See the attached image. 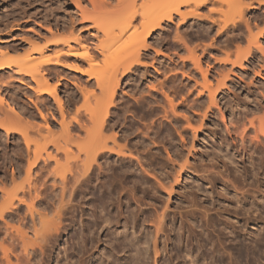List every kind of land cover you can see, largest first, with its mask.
Here are the masks:
<instances>
[{
	"label": "rangeland",
	"instance_id": "rangeland-1",
	"mask_svg": "<svg viewBox=\"0 0 264 264\" xmlns=\"http://www.w3.org/2000/svg\"><path fill=\"white\" fill-rule=\"evenodd\" d=\"M54 1L56 2L51 3L49 0H13L7 4L5 0H0V42L3 41V43L0 44V47L2 49L5 44H8L6 51L5 47L4 50H2L8 54H4V52L1 53V51L0 53L5 56L8 55V57L10 56L14 61L21 60L26 55L31 54V57L33 58L31 64L36 67L38 66L37 64H40L43 60L54 58L59 53L67 51V45L64 44L65 38L81 34V36L84 35V38L87 37L85 39H88L89 42L86 40L84 41L88 44L90 43V46L98 56V64L95 67H91V65H88L89 63L87 64L86 62L78 63L76 61L77 58L72 56L65 61L64 66L44 65L50 75L48 83L55 88V97L62 99V109L64 110L63 115L61 112L62 110L60 109L61 107L57 100L54 99L55 94H53V96H50V94H44L42 96L35 92V88H37L38 85H36L37 83L31 79L32 77L20 74L16 66H11L10 68L0 71V100L10 99L11 101V98H13V101H15V103L17 102L18 106H20V104L22 105L20 107H23L22 109L24 110V113L26 112V117L28 116V119L30 117L29 120L31 121V124L32 122H35L32 124V127L36 125L35 128H33L34 131H32V127L31 129L28 127V133L31 134L29 136L35 142L33 143L31 140L32 144H30L29 151L27 145H25L23 141L24 139L19 133L7 134L0 129V264H98L99 261L103 260L102 258L105 256L103 253H107L110 249L109 247H117V250L116 248L114 249L116 250L115 253H117L110 257L112 264L124 263V257L127 258L126 264H192L191 261L193 259V261L197 260L195 262L196 264H239V262L240 264H264V239H262L260 235L261 232L263 233L262 228L264 227V198H254V195H258L257 190L259 184H261L260 187L264 189V176H262V174L264 175V166L262 165V162L264 164V147L262 148L261 145L263 143L258 141V143L260 142V144H258L255 141V147H257V145L260 147H258L257 151L263 150V154L260 152L262 156H257L259 153H256L254 160L255 167L251 166L248 159L245 161L240 160L243 159L242 154L239 153L240 149L236 151L239 147L238 145H235L234 141H231L232 138H230L227 129L230 128L232 130L233 128L231 127L230 120H232L233 123L236 122V125L239 124L240 127L241 124L237 122L242 121L243 117H245L243 119L246 120L244 121V126L246 125L247 128L249 125L248 121L251 119L255 120L256 118V122H258L260 118L264 119V57L263 54L259 52V49L257 51V48L252 47V54L248 59L249 62H246L245 68L233 66L231 63L222 66V64L217 62V59H226L228 56L229 60L232 62L244 58L249 48L253 46L254 39L256 38L260 37L258 39L260 41L258 42L261 45H264V30H262L264 29V3H259V0H239L241 2V7L238 0H221L219 2L218 0H215L212 4L209 3L201 10L202 12L204 11L203 13L209 15V18L207 15V18L202 20L190 17L188 27L185 31L182 30V32H185H183L184 34L182 35H185L188 39L189 48L186 49L179 47L180 43L174 38V36H176L175 26L172 27L170 33L164 28V30H159L153 36L154 38L149 40V46L151 47L148 52L141 51L142 53L145 52L149 54L145 56L144 54L142 55L141 59L143 64L135 65L131 71L121 77V82L114 98L115 100L112 105H109V108H111L107 117L108 123L106 124L108 125L100 128L102 123L99 118L104 114H101L100 112H102L103 107L105 108V104L107 107V104L110 101V97L108 96L109 99H107L108 94L104 89V84L106 83L104 79L106 76H109V73L112 74V72H117L118 75L121 74L118 73V71L121 72L123 69L121 63L124 61L123 59H125L126 55L132 51V47L130 48L132 32L127 33L113 45L116 53L114 52V54L109 56V59L111 60L109 64L108 61H106L108 58L104 60L105 56L102 57L103 55L99 54L100 51L97 50V46L100 44V41L105 39V36L97 31L95 24L91 19H83L72 0ZM84 1L83 8L90 9L92 7L90 3L87 0ZM111 1L115 5L116 0ZM244 1L256 5L257 8L254 7L252 9H247V3ZM111 5L109 6L111 7ZM236 7L240 10H244H239L240 12H237ZM241 12L242 14H245L239 16V13ZM238 16L241 17V19ZM210 17L212 18L210 19ZM233 18L237 21L235 24L233 23ZM245 18L247 20L250 18L249 23H252L251 26L254 27L250 26L252 32L246 27V23L243 22L246 20ZM242 19L243 21H241ZM111 23L112 21L109 22V24ZM136 28H138L139 31L141 30L140 19L136 22ZM247 30L253 34V36ZM260 30H262V34L259 33ZM116 31H118V29ZM237 34L240 35L238 36ZM255 34L259 36H256ZM72 44L75 46V43ZM41 47L43 48L42 53L37 51V48L42 49ZM157 50H161L166 55H158ZM192 50H195L196 54L199 55L204 68H210L212 70L216 69V72L213 70L214 74L210 77L209 81V85L211 84L210 86H213L214 88L217 86V83H219V80L221 79L220 73L223 74V70H235L234 76H232L234 82L227 80L228 89H224L226 92L225 95H220L218 97L220 109H217L219 108L217 106L216 110L218 111L215 112L210 121L206 122L203 126L207 133L203 132L204 135H200V138L202 137L201 140L199 139V142L198 140H195L194 143L191 134L190 138H188V117L193 115V110L189 109L188 106V97L190 95L188 90H193L191 87L194 85V80H189L186 75L190 70H195L193 69L194 66L192 60H188ZM111 56L115 58L112 60ZM180 56L181 59L184 57L186 58L184 60L185 62L179 59ZM156 58H158V61L155 60ZM173 60L176 64L178 62L177 65L179 66L175 65L176 68L174 66L166 68L168 71L166 70L164 75L161 74L160 72L165 69V67L162 66L163 63L167 64ZM153 65L160 69L159 72L155 70ZM75 67L80 68L81 72H79V69L74 70L73 68ZM171 68H173L174 71L169 70ZM258 71L262 77H260ZM92 72H96V76L95 74L90 76V73ZM182 72L186 74H182ZM196 74V80L200 83L203 82L199 73ZM20 79L23 83L19 81ZM160 82L164 83L163 86L160 85ZM199 88H201V86ZM164 94H168L174 99L176 113L168 112L169 106ZM195 94H197L196 90H194L192 97H195ZM98 100H100V106L96 103L99 102ZM235 100L241 104L240 107L243 109L238 108V110H236V108L234 111L232 110L231 104H233ZM5 104L6 103L2 105V103H0L1 108L4 106L0 112V119L2 120L9 112V110H7L8 106L6 107ZM35 104L39 106H35ZM93 107L94 109H92ZM165 109H168L167 112L169 114ZM40 110L43 114L47 115L46 117L48 118L51 130L56 134L54 137L56 136L58 139L61 137L63 140H60L61 143H63L64 146L67 143L64 149L68 147L71 151L69 149L58 150L60 152L56 151L57 148L50 142L52 137H46L48 131H46L47 128H45V126L43 127V124H45L44 120H42L43 118L37 116ZM92 110L97 111L96 116L98 114V118L95 116V112L93 114ZM239 112L242 113V117ZM99 114L101 115L99 116ZM167 115H169V117ZM63 116H65L66 120H69L66 122L71 121V127L73 129L70 128V130L74 134H71L73 139L71 136L65 137V134H63V129L60 126L61 124H59ZM75 117L78 118L77 120L79 121L78 123L80 126L76 123ZM238 117L241 119H238ZM92 120L96 121V124L95 122H92ZM97 120H99L98 123ZM192 123L193 125L195 123V126L199 125V121H194ZM93 125H95V127H93ZM96 125L99 126L100 129H98ZM242 126L239 128L240 130ZM249 127L250 125L248 128ZM37 128L38 131L41 132L40 135L44 134L46 138L50 139V141H47L49 145L44 142V139L45 141L48 139L42 135L40 136L37 133L38 131L35 133V129L37 130ZM93 128L96 129L93 131ZM213 128H216L214 131V138L212 137L214 134L209 136L211 134L208 133L213 131ZM102 130H104V132ZM98 131H102V136L104 134V138L110 140L107 141L110 146L113 144L111 143V138L115 134L117 142L122 147H126L125 150L129 149V154L128 156L121 158L116 156V153L111 156L109 155L110 153H106L107 156H101L100 160L98 159L99 161L96 162L101 163V167L94 163L93 165L96 166V170L94 166L91 169H94L95 172H92L90 169V171H88L89 173L87 172V175H85L87 181H85L86 179L84 176L85 183L82 180L84 183L82 184L81 176H78L82 173L80 172V169L83 170V168L77 164V162L81 163V161H78L77 159H79V157H81V159L86 158L84 156H86L85 148H88L86 147L87 142H91V145L88 144L91 146L90 148H92V145L94 147L102 142L97 137L99 133ZM189 131H191V129H189ZM249 133V135L252 136L251 134H253L254 131H250ZM58 134H61L60 137ZM254 135L255 133L253 136ZM220 136L226 140L223 141L224 139ZM75 137L77 139H75ZM17 138L19 141L22 140L19 144ZM65 138H70L69 141L72 142V144L68 143V140H65ZM227 138L229 143H227ZM74 140L76 141L73 143ZM78 140L80 142L77 145L76 142ZM65 141L66 143H64ZM44 143L48 145L46 150L50 154L52 152L51 155L52 157L54 156L53 158H48L50 160L47 159L48 156L46 155L49 153H46L45 147H43L45 146L43 145ZM81 144H85L84 153L80 151L82 149H80ZM217 144H228L227 147L229 146V148L225 146V149L232 148L231 153H236L237 157L239 155L241 156H239L238 159L242 166H240V168L237 167L238 171L231 174L230 171L233 165L229 164L227 170L225 166L221 164L223 167L220 165V167H217L218 169L215 168L214 170L215 172L217 171V176L219 178L211 183L212 185L209 184L210 182L202 179V173V175L199 174L197 177L194 175L193 177H188V167L185 170L178 172L180 170L179 165L183 163L185 158H188L189 149L194 153V155L192 153L189 157L190 163L195 162L193 159L195 156L198 157V162H200V160L202 161L200 158L206 153V151L208 149L211 150L212 147L215 145L217 146ZM239 146L241 147L240 141ZM65 151L68 153L65 154ZM69 152L71 154L70 157L68 156ZM39 153L43 157L46 156V158H43L42 156L41 158L39 155L40 159H38L39 161L37 160L38 165L36 164L33 167V171L30 174L31 178H28V175L26 177L27 173H25L28 158L31 156L35 157V155ZM131 153H133L134 157ZM256 157H262V159L257 158L256 160ZM31 159L33 160V158H30V160ZM44 159H47V166ZM126 159L129 160L126 161ZM206 160L202 163L206 164ZM19 163L20 165L23 164L21 165L22 167ZM75 164L80 168H76V170H80H77V173L80 172L77 176L80 180L78 179V185L76 184L77 186H74L76 190L72 188L73 184H75L73 181L76 180L73 179L76 167ZM257 164H259L260 166H258L261 168H258ZM59 165H62L63 167ZM246 165L254 167V170L250 168L252 171H248L250 174L242 169ZM68 166H71L70 168L72 170H70ZM59 167L65 169L61 172ZM68 168L72 171L71 173ZM19 169L20 174L18 172ZM259 169H261V171ZM51 170H53V174ZM112 170H115L116 172L114 177H111ZM62 173H65L67 181L68 179L73 180L72 184L69 183L72 187L69 185L68 188H71L68 189V192L72 189L74 191H72V193L69 192V194L67 192V194L70 195V197L68 195L66 196V200H68L69 204L66 201L67 204L64 203L63 205H60V200L58 201V197L56 196V198L55 195H60L61 186L59 185L60 182L55 184V180L56 182L62 181ZM178 173H181L179 181L173 182L174 176H177ZM220 173L224 174V176ZM205 174L206 173H204V175ZM60 175L61 177L59 178ZM89 175L90 178H88ZM27 178L30 179L31 182L35 181L37 186L39 185L38 188H40L41 193L44 194H42L43 196L41 195L38 199L36 196L35 198L33 196V199L31 197L33 191L30 192L31 196L29 197L27 194L29 190L27 191V189H29L28 187H30L29 184L31 182L28 184L29 180L27 181ZM260 179H262V181ZM161 183L163 185L166 184L164 186L166 188H164ZM170 183H173V191L171 194H169L168 190L170 187H167L171 185ZM196 183L202 184L201 187L203 189L201 188L200 191L204 194L198 192L201 194L195 195V193H193L195 192V189H197V187L195 188L197 185ZM54 184L55 186H53ZM22 185H24V187ZM103 186L106 188L108 186V188L106 189ZM21 187L27 189L23 191V188ZM152 187L159 189H156V191L152 189ZM18 188L21 189L18 190ZM58 188L60 189L58 190ZM254 190H256V192ZM15 191L18 193L15 194ZM22 191L26 192L28 196H23V194H21ZM43 191L50 193H47L49 196ZM50 191H56V194L54 193V195ZM243 193L247 194L248 197L250 196L247 198L248 205L255 203V208H259L260 206L262 208L260 207V210H257L258 212H252L250 209H241V203L236 201L237 198L235 196V198L233 197V201L229 202L227 200L228 195L239 194L241 197ZM26 194L24 193V195ZM192 195L196 198V201ZM22 197H24V199H21ZM188 197L191 200L188 199ZM197 197H201V201ZM194 201L198 206L193 203ZM28 203L34 205L33 210L28 211L29 208L31 209L33 207L29 206L30 204L28 205ZM60 206L64 207L62 208ZM59 210L61 212H59ZM164 210L167 211L168 218H164L165 229L163 233H167H162V238H160L159 243H157L159 249L156 248L155 251L153 250V243L156 229L153 219ZM58 212L61 213L59 215L62 217V219H60L62 220V224L59 226L61 227L60 230H53L54 226L52 223L48 224L49 230L51 229L50 225L52 226V232L44 227L46 225L43 224L44 226L42 227V220H46V222L48 221L47 223L52 222L51 220L58 215ZM1 214H3V216ZM126 218H129V220H127L128 224H126ZM147 218H150L149 221ZM99 219L100 223L103 222L101 226L100 223L98 225ZM109 219L110 221L114 219V221L110 222L109 227H104L106 226L104 224ZM101 220H105L106 222ZM117 220L119 223L116 222ZM132 221L136 222L135 225L134 222L132 224ZM94 223L97 224L94 225ZM107 223L109 224V221ZM111 223H114V225ZM127 226L129 227L128 229ZM225 227H228L229 229L227 228L228 230L226 231ZM39 228L46 229V234L50 233L47 235L49 237L46 235L47 238L44 237L43 232L45 231L42 229L40 232ZM230 231L232 232L227 236V233ZM40 233L43 235L44 240ZM119 233H123L124 237L128 233V237L132 236L131 239H135V237L142 235L143 237L145 236V239L142 238L143 240L140 244L139 257L136 256L137 250L135 246L131 245L128 240H125L126 242H121L123 239L119 240L120 242L118 241L117 237L119 236ZM222 235L227 236L226 241H224V246L222 245ZM90 236H93L92 239L95 241H93ZM45 238L47 239V242H42V240L45 241ZM23 239L26 241L31 239V242L29 241V244H27ZM218 239H222V242H219L220 240ZM145 240L147 242H145ZM122 245L126 247L124 248ZM32 248L36 252H34ZM120 249L122 250L120 251ZM28 251H30L31 255H28ZM157 252H159L158 255ZM186 254H189V256H186ZM222 258H224L225 263L222 261Z\"/></svg>",
	"mask_w": 264,
	"mask_h": 264
},
{
	"label": "bare ground",
	"instance_id": "bare-ground-1",
	"mask_svg": "<svg viewBox=\"0 0 264 264\" xmlns=\"http://www.w3.org/2000/svg\"><path fill=\"white\" fill-rule=\"evenodd\" d=\"M2 1H4V0H2ZM10 1H13V0H5V2L8 4ZM51 3H54V2H56V1H54V0H49ZM89 3H90V5L92 6L90 9H86V8H83V5H84V3H85V1L84 0H72V2H73V4L77 7V9H78V11H79V13L81 14V17L83 18V19H86V18H90L91 19V21L95 24V28L97 29V31L98 32H101L104 36H105V39L104 40H102V41H100V44L97 46V50H99L100 52H99V54H101V55H103L102 57H104L105 56V58H104V60L105 59H109V56L111 55V54H114V52L116 53V50H115V48H113L114 46V44L117 42V41H119L121 38H123L127 33H129V32H132V34H131V38H130V48L132 47V51L130 52V53H128L127 55H126V57H125V59H123L124 61L121 63V65H122V71L120 72V71H118V73H121L120 75H118L117 74V72L116 73H113L112 72V74L111 73H109V76L107 77L106 76V78L104 79L105 80V84H104V89H105V92L108 94L107 95V97L109 96L110 97V101H109V103L107 104V107H106V104H105V108L103 107V109L105 110H103L102 108V112H100L101 114H103V116H101V118H99V120L101 119V126H100V128H102V127H104V126H106V125H108V124H106V123H108L107 122V117H108V113H110L109 112V110H110V108H109V105H112L113 104V102H114V98H115V95H116V92H117V88L119 87V85H120V82H121V77H123V76H125L129 71H131L134 67H135V65H138V64H143V61H142V59H141V57H142V55L144 54V56L145 55H147L148 53H145V52H148V50L150 49V47L151 46H149V40L150 39H152V38H154L153 36L159 31V30H164V29H167V31L170 33V30L172 29V27L173 26H175L176 27V36H174V38H176L177 39V41L180 43V46L179 47H181V48H189L188 47V39H187V37L185 36V35H182V34H184L185 32V30H186V28L188 27V21H189V19H190V17H194L195 19H197V20H202V19H204V18H207V16H208V18H209V15H207V14H205V13H203L201 10H202V8L203 7H205V6H207L209 3H213V2H215V0H116L115 2V5H114V3L111 1V0H87ZM219 1H221V0H218V2ZM224 1V0H223ZM226 1H228V0H226ZM251 1V0H250ZM257 1V0H256ZM238 2H240L239 0H238ZM245 2V1H244ZM259 3H264V1L262 0H259L258 1ZM113 3V4H112ZM222 3H224V2H222ZM230 3V2H229ZM243 3V2H242ZM245 3H247V1L245 2ZM62 4V3H61ZM112 4V5H111ZM63 5V4H62ZM109 5H111V7L109 6ZM242 5H244V4H242ZM246 5V4H245ZM59 6V5H58ZM109 6V7H108ZM247 9H252V8H254V7H256V5H253V4H250V3H247ZM57 7V6H56ZM85 7V6H84ZM240 7H241V2H240ZM243 7V6H242ZM59 8V7H58ZM257 8V7H256ZM236 10H237V12L240 10L238 7H236ZM241 10H244V9H241ZM240 10V11H241ZM212 11H214V10H212ZM239 11V12H240ZM244 13V12H243ZM240 15L239 16H243L244 14H242V12L241 13H239ZM242 14V15H241ZM248 14V13H247ZM207 15V16H206ZM257 15V14H256ZM238 16V17H239ZM245 17V16H244ZM257 17V16H256ZM212 17H210V19H211ZM240 19H241V17H239ZM253 18V17H252ZM259 18V17H258ZM138 19H140V21H141V30L139 31V29L138 28H136V22H137V20ZM244 19V18H243ZM243 19L241 20V21H243ZM246 19V18H245ZM250 19V18H249ZM249 19L247 20H245V21H243V22H245L246 23V27H248V29H249V31L250 32H252L251 30H252V28H251V30H250V26H251V24L252 23H249L250 21H249ZM112 21V23L111 24H109V22H111ZM114 22V23H113ZM237 21H236V19L235 18H233V23L235 24ZM252 22V21H251ZM113 24V25H112ZM250 24V25H249ZM257 24V23H256ZM258 26V25H257ZM251 27H253V26H251ZM259 27V26H258ZM257 27V28H258ZM164 28V29H163ZM254 28V27H253ZM118 29V31H116ZM75 30V29H74ZM131 30H133V31H131ZM182 30H184L183 32H182ZM236 30V29H235ZM262 30H264V29H262ZM262 30H260L259 31V33L260 34H262L263 32H262ZM248 31V30H247ZM248 31V32H249ZM182 32V33H181ZM236 32H238V31H236ZM249 32V33H250ZM239 33H240V31H239ZM258 33V32H257ZM258 33V34H259ZM236 34V33H235ZM251 34V33H250ZM259 34V35H260ZM78 36H73V37H67V38H65L64 39V44H66L67 45V51H65V52H61V53H59L56 57H54V58H47L46 60H43L40 64H37L38 66H36V67H34V66H32V61H33V58L31 57L32 55L31 54H28V55H26L24 58H22L21 60H16V61H14V59L12 60V58H10V56L8 57V55H4V54H8V53H5L4 51H2V50H4V47H5V51H6V48H8V44L5 46L4 45V47L1 49V47H0V51H1V53L2 52H4V54H1V58H0V71L1 70H3V69H6V68H10L11 66H16L17 67V70H18V72L20 73V74H25V75H27V76H30V77H32L31 79H33L34 80V82H36L37 84L36 85H38L37 86V88H35V92L37 93V94H39V95H44V94H50V96L52 95L53 96V94H55L54 95V99H56L57 100V102H58V104H59V106L61 107L60 109L62 110L61 112H62V115H63V103H62V99H60V98H58V97H55L56 96V92H55V88L54 87H52V86H50V84L48 83L49 82V80H50V75L48 74V70H46L45 68L46 67H44V65H46V66H50V65H57V66H64L65 64V61L69 58V57H72V56H75V58H77L76 59V61L78 62V63H82V62H86L88 65H91V67H95L97 64H98V56L96 55V53L94 52V50L92 49V47L90 46V43L88 44V43H86V41H88V39L86 40L85 38H87V37H83V36H81V34H77ZM170 35V34H169ZM238 35V34H237ZM240 35V34H239ZM238 35V36H239ZM244 35V34H243ZM252 36H253V34H251ZM250 35V36H251ZM256 35V34H255ZM259 35H256V36H259ZM167 36H168V34H167ZM255 36V37H256ZM260 38V37H259ZM259 38H256V39H254L255 41L253 42L254 44H253V46H251L250 48H249V50L247 51V53L245 54V56H244V58H241V59H238V60H236V61H231V60H229V56L226 58V59H222V60H219V59H217V62L219 63V64H222V66L223 65H226L227 63H231L233 66H239L240 68H245V64H246V62H249L248 61V59H249V57H250V55L252 54V47H255V48H257V51H258V49L260 50L259 52H261L262 54H263V57H264V45H261L258 41H260V40H258ZM61 39V38H60ZM62 40V39H61ZM84 40H86V41H84ZM239 40V39H238ZM241 40H243V39H241ZM240 40V41H241ZM264 40V39H263ZM89 42V41H88ZM1 43H3V41H1L0 42V44ZM63 43V42H62ZM72 43H75V46H73V44ZM213 44V43H212ZM2 46V45H1ZM9 46H11V45H9ZM210 46H211V44H210ZM213 46V45H212ZM42 48V47H41ZM129 48V49H130ZM205 49V48H204ZM203 49V50H204ZM208 49V48H207ZM42 50H43V48L42 49H39V48H37V51H40V53H42ZM206 50V49H205ZM7 51H8V49H7ZM36 51V50H35ZM61 51H63V50H61ZM141 51H145V52H141ZM203 52H205V51H203ZM210 53V52H209ZM157 54L158 55H166V54H164L161 50H157ZM259 54V53H258ZM3 55V56H2ZM149 55V54H148ZM208 55V54H207ZM211 55V54H210ZM5 57V58H4ZM211 57V56H210ZM7 58V59H6ZM111 58H112V60L115 58V57H113V56H111ZM261 58V57H260ZM106 60V61H108V63L111 61L110 59L109 60ZM169 59H171V58H169ZM179 59H181V56H180V58ZM186 58L184 57V58H182L181 60H183V62H185L184 60H185ZM251 59V58H250ZM155 60H157L158 61V58H156ZM176 60V59H175ZM188 60H192V62H193V66H194V68L193 69H195V70H190L189 72H188V74H186V73H183L182 72V74H186L187 75V77H188V79L189 80H194V85H192V84H190V85H192V87L191 88H193V90H188L189 91V97H188V106H189V109H192L193 110V115L192 116H189L188 117V128L189 129H191V131H189V129H188V138H190V134H191V136H192V139H193V143H194V141L195 140H198V142H199V139L201 140V138H200V135L201 134H203V132H206L205 131V127H203L205 124H206V122H209L210 121V119H211V117L215 114V112H217L218 110H216V108H217V106L219 107L220 105V103H218L219 101H218V97L220 96V95H225V90L224 89H226L227 88V86H228V84H227V80H229V81H231V82H234V78H232V76H234V71L235 70H226V71H224L222 68V70H223V74L222 73H220L221 74V79L219 80V83H217V86L214 88L213 86H210L209 85V81H210V77H212L213 76V72L216 70V69H210V68H204L203 66H202V63H201V58L199 57V55L198 54H196V51L195 50H192L191 51V53H190V55H189V57H188ZM216 60V59H215ZM263 60V59H262ZM231 61V62H230ZM182 62V63H183ZM257 62V61H256ZM78 63H77V65H78ZM160 63V62H159ZM30 64H31V67H30ZM106 64V63H105ZM110 64V63H109ZM177 64H178V62H177ZM176 64V62L173 60L172 62H170V63H163V67H165V69L162 71V72H160L161 74H165L166 73V70L168 71V69H166V68H169V67H171V66H174L175 68H176V66L175 65H177ZM180 64V63H179ZM184 64V63H183ZM219 64H217V65H219ZM259 64V63H258ZM261 64V63H260ZM76 65V64H75ZM106 65H108V64H106ZM159 65V64H158ZM70 66V65H69ZM68 66V67H69ZM72 66V65H71ZM177 66H179V65H177ZM185 66V65H184ZM220 66V65H219ZM219 66H218V68H219ZM34 67V68H33ZM73 67V66H72ZM153 67L155 68V70H157L158 72H159V70L160 69H158L155 65H153ZM182 67V66H181ZM226 67V66H225ZM256 67V66H255ZM258 67V66H257ZM224 68V67H223ZM227 68V67H226ZM225 68V69H226ZM259 68H261V67H259ZM72 69V68H71ZM74 70H80V68H78V67H75V68H73ZM46 70V71H45ZM169 70H173V68H171V69H169ZM219 70V69H218ZM174 71V70H173ZM172 71V72H173ZM185 71V70H184ZM79 72H81V70L79 71ZM216 72V71H215ZM222 72V71H221ZM256 72V71H255ZM262 72V71H261ZM96 73V72H95ZM95 73H90V76H92V74H95ZM175 73V72H174ZM177 73V72H176ZM196 73H199V75L202 77V80H203V82H198L197 80H196ZM218 73H219V71H218ZM258 73H259V71H258ZM241 74V73H240ZM257 74V73H256ZM260 74V73H259ZM49 75V76H48ZM243 75V74H242ZM245 75V74H244ZM95 76H96V74H95ZM241 76V75H240ZM260 77H262L261 76V74H260ZM240 78V77H239ZM20 82H22L23 83V81L20 79L19 80ZM236 81V80H235ZM190 82V81H189ZM230 83V82H229ZM163 84L164 83H161L160 82V85H162L163 86ZM254 85V84H253ZM161 86V87H162ZM165 86V85H164ZM201 86V88H199ZM160 87V88H161ZM163 88V87H162ZM165 88V87H164ZM191 88H189V89H191ZM234 88V87H233ZM228 89V88H227ZM230 89V88H229ZM157 90V89H156ZM161 90H163V89H161ZM194 90H196L197 91V94H195V97H192L193 96V94H194ZM13 93H15V92H13ZM151 93V92H150ZM234 94V93H233ZM164 96L166 97V100H167V104H168V109H169V111L168 112H171V113H176V105H175V103H174V99L172 98V97H170L168 94H164ZM222 96V97H223ZM109 97L107 98V99H109ZM3 98V97H2ZM15 98V97H14ZM17 98V97H16ZM224 98V97H223ZM231 98V97H230ZM12 100L10 101V99H1L0 100V103H2V105L4 104V103H6L5 104V106L7 107L8 106V108H7V110H9V112L6 114V116H2L4 119L2 120V119H0V129L1 130H3V131H5L7 134H10V133H19L21 136H22V138L24 139L23 141H24V143H25V145H27V149H28V151H29V149H30V144H32V142L33 143H35L31 138H30V136L29 135H31L30 133H28V130H29V128L31 129V127H32V124H34L33 122H32V124H31V121L29 120L30 119V117H29V119L26 117V112L24 113V110L22 109L23 107H20V106H22L21 104H20V106H18L17 105V102L15 103V101H13L14 99L13 98H11ZM221 99V98H220ZM226 99V98H225ZM225 99H224V101H225ZM222 100V99H221ZM258 100V99H257ZM99 102H96V103H98V106H100L99 104H100V100H98ZM191 101V102H190ZM222 102V101H221ZM228 102V101H227ZM230 102V101H229ZM246 102V101H245ZM258 102H260V101H258ZM36 103V102H35ZM72 103V102H71ZM250 104V103H249ZM34 105V104H33ZM37 104H35V106H36ZM96 105V104H95ZM102 105V104H101ZM37 106H39V105H37ZM97 106V107H98ZM231 106H232V110L234 111V109H236V110H238V108H241L240 106H241V104L238 102V101H234L233 102V104H231ZM96 107V108H97ZM2 108H4V106L2 107ZM2 108H1V106H0V112L2 111ZM92 109H94V107L92 108ZM101 109H100V111H101ZM167 109V110H168ZM217 109H220V107L219 108H217ZM230 109H231V107H230ZM241 109H243V108H241ZM37 110V109H36ZM95 110H97V109H95ZM167 110L165 109V111L167 112ZM26 111V110H25ZM38 111V110H37ZM98 111H99V109H98ZM241 111V110H240ZM6 112V111H5ZM92 112H93V114H94V112H95V116H96V112L97 111H94V110H92ZM167 112V113H168ZM232 112V111H231ZM242 112V111H241ZM99 113V112H98ZM240 113V112H239ZM40 114V115H39ZM39 114L37 115V116H41L42 118V120H44V122H45V124H43V127L45 126V128H47L46 129V131H48V133L46 134V137H48V138H50V137H52V140L50 141V139H48V138H46L45 137V135L44 134H41L42 136H44L46 139H48V140H46L45 141V139H44V142H46L48 145H49V143L47 142V141H50L51 142V144H53V146L54 147H56L55 149H56V151H58V150H60L61 151V149H63V150H66V149H69L68 147H66V149H64L65 148V146H66V141L64 142V143H66L65 144V146L63 145V143H61V141H63L62 140V138L60 137V135H59V137H60V139H58V138H56V136L54 137V135H56V134H54V132L51 130V127H50V125H49V123H48V118L46 117L47 115H45V114H43V112L40 110L39 111ZM92 114V115H93ZM101 114H99V116L101 115ZM169 114V113H168ZM241 114L242 113H240V116H241ZM246 114H247V112H246ZM1 115V114H0ZM174 115V114H173ZM199 115V116H198ZM168 117H169V115H167ZM224 116V115H223ZM92 117V116H91ZM97 118H98V114H97V116H96ZM242 117V116H241ZM247 117V116H246ZM76 118V117H75ZM236 118V117H235ZM245 117H243V119H244ZM260 118V117H259ZM32 119V118H31ZM74 119V118H73ZM78 118H76L75 119V121H76V123L79 125V121L77 120ZM238 119H241L240 117H238ZM242 119V121H239V122H237V123H240L241 125H240V127L242 126V124H243V126H244V121H246V120H243ZM261 119H263V118H260L259 120H258V122H256L255 120H257L256 118H255V120H253V119H248V120H250V121H248V123H249V125H250V127L248 128V126H247V128H246V125L243 127L242 126V128H241V130L239 129L240 127H239V124H235V123H233V121L232 120H230L231 121V127H233L232 128V130L230 129V128H227L228 129V133H229V135H230V138H232V140L231 141H234V143H235V145H238V147L239 148H237L236 149V151H238V149H240L239 150V153H241L242 154V157H243V159H240L241 161H245L246 159H248V161L250 162V164H251V166H254V164H255V162H254V160H255V154L256 153H259V155H257V156H262L261 154H260V152L262 153V151L264 150H262V151H257V149H258V147H259V145H257V147H255L256 145V142L258 143V141H260L261 143H263L264 144V119L263 120H261ZM33 120H34V118H33ZM32 120V121H33ZM99 120H97V123H98V121ZM61 122L59 123V124H61L60 126H61V128L63 129V134H65V137L66 136H71V138L73 139V136L71 135V134H73V132L70 130V128H72L71 127V121L70 122H66V121H69V120H66L65 119V116H63V118H62V120H60ZM176 121V120H175ZM198 122L199 121V125L198 126H195V123H194V125H193V123L192 122ZM236 121H237V119H236ZM30 122V123H29ZM72 122H74V121H72ZM92 122H95V124H96V121H94V120H92ZM213 122V121H212ZM243 122V123H242ZM218 123H220V122H218ZM74 124V123H73ZM73 124H72V126H73ZM81 124V123H80ZM214 124V123H213ZM217 124V123H216ZM215 124V125H216ZM81 125H83V124H81ZM99 125V124H98ZM36 126V125H35ZM35 126L34 127H32V131H34L33 130V128H35ZM74 126H75V124H74ZM80 126V125H79ZM97 126V125H96ZM111 126V125H110ZM29 127V128H28ZM39 127H40V125H39ZM42 127V128H43ZM83 127V126H82ZM93 127H95V125H93ZM98 127V129H100L99 128V126H97ZM114 127V126H113ZM230 127V126H229ZM42 128H41V130H42ZM88 128V127H87ZM207 128V127H206ZM24 129H26V130H24ZM73 129V128H72ZM94 129H96V128H93L92 130L94 131ZM208 129V128H207ZM211 129V128H210ZM216 129V128H215ZM215 129L213 128L212 130L213 131H210V132H208V133H210L211 135H209V136H212L213 134V138H214V136H215V133H214V131H215ZM40 130V129H39ZM40 130V131H41ZM84 130H85V126H84ZM89 130V129H88ZM91 130V129H90ZM209 130V129H208ZM31 131V130H30ZM36 131H38V128H37V130L35 129V133H36ZM44 131V130H43ZM103 132H104V130H102ZM102 131H98L99 133H98V135H97V137H98V139L99 140H101L102 142H100V143H98L96 146H94L93 147V145H92V148H90L91 146V142H87V145L88 144H90V145H86V147H88V148H90V149H88V148H85V155L86 156H84V157H86L85 159L84 158H82V159H84V160H82L81 159V157H79V159H81V160H79V159H77L78 161H81V163L80 162H77V164L80 166V167H82L83 168V170L82 169H80L76 164H75V171H76V173H75V171H74V174H73V176L75 177V175H76V177L74 178L73 177V179L75 180V181H73V180H70V179H68V181H67V178H66V175H65V173L63 174L62 173V177H61V175L59 176V178L61 177L62 179H60V180H62V181H58V182H56V180H55V184L56 183H59V185L61 186V190H60V195H57L55 192L56 191H58L60 188H58V190H56L55 192H52V191H50V192H52L54 195H55V197L57 198V200L59 201L60 200V205H63L64 203L65 204H67L68 203V200H66V196L69 194V192H71L72 193V191H74V190H76V188L74 187L76 184L78 185V179L80 180V178H81V182H82V180L84 181V176L85 175H87V172L88 171H90V169L94 166V168L96 167L95 165H93L94 163H96L97 161H99L100 160V158H101V156H105L106 155V153L108 154V153H110L109 155L111 156L112 154H117L116 156H119V158H121V157H126V156H128V150L126 151L125 150V148L124 147H122L118 142H117V139H116V135L114 134L113 136H112V138H111V143H113L111 146L110 145H108V143H107V141H110L109 139H106V138H104V134H103V136H102ZM252 132V131H254V133H255V135L253 136V134H251L252 136H250L249 134V132ZM95 132H97V131H95ZM217 132V131H216ZM39 135H40V133L41 132H37ZM186 133V132H185ZM207 133V132H206ZM227 133V134H228ZM13 134V135H14ZM33 134V133H32ZM35 135V134H34ZM40 135V136H41ZM47 135H49V136H47ZM74 135V134H73ZM101 135V136H100ZM204 135V134H203ZM207 135V134H206ZM64 136V135H63ZM77 136V135H76ZM18 137V136H17ZM102 139H101V138ZM221 137V136H220ZM229 137V136H228ZM54 138V139H53ZM205 138V137H204ZM222 139H224L223 137H221ZM75 139H77L76 137H75ZM105 139V140H104ZM31 140H32V142H31ZM61 140V141H60ZM65 140H68L67 142L68 143H71L72 144V142H70L69 140H70V138L68 139H66L65 138ZM183 140H185V139H183ZM187 140V139H186ZM203 140V139H202ZM226 139H224L223 141H225ZM17 141H18V144H19V142L20 141H22V140H18V138H17ZM76 140H74L73 141V143L75 142ZM217 141V140H216ZM227 141H228V138H227ZM239 141L241 142V147L239 146ZM256 141V142H255ZM31 142V143H30ZM79 140L76 142L77 143V145L79 144ZM184 142V141H183ZM260 142L258 143V144H260ZM17 143V142H16ZM189 143V142H188ZM227 143H229V141L227 142ZM37 144V143H36ZM47 144H43V145H45V146H43V147H45V151H46V153L48 152L47 150H46V147L48 146ZM223 144V143H222ZM222 144H217V146L215 145V146H213L212 147V149L211 150H207L206 151V153L202 156V155H200V156H202L201 158H200V156H199V158L200 159H202V161L200 160V162H198V157L197 156H195V157H193V159H194V161L195 162H191L190 163V159H189V157L192 155V153L193 152H191V150L189 149L188 151H189V155H188V158L186 159L185 158V160L183 161V163H181L180 165H179V167H180V170L178 171V172H181L182 170H185L187 167H188V177L190 176V177H193V175L195 176V177H197V176H199V174H201L200 176L201 177H203L202 179H204V181H208V182H210L209 184H211V183H213V182H215L219 177L217 176V171L215 172L214 170H215V168L216 169H218L217 167H220V165L222 164L223 166H225V168L227 169V167L229 166V164H231V165H233L232 167H231V171H230V173L232 174L233 172H235V171H238V168H240V166H242V165H240L241 163H240V161H239V159H238V157L240 156H238L237 157V154L236 153H231V149H225V146L227 147V145H222ZM263 144H261L262 145V148L264 147L263 146ZM260 145V146H261ZM192 146V145H191ZM84 147H85V144H81V146H80V151L82 152V153H84ZM194 147V146H193ZM192 147V148H193ZM20 148H21V146H20ZM195 148V147H194ZM227 148H229V146L227 147ZM260 148V147H259ZM22 149V148H21ZM42 149H44V148H42ZM207 149V148H206ZM41 150V149H40ZM70 150V149H69ZM87 150V151H86ZM194 150V149H193ZM28 151H27V153H28ZM60 151H58V152H60ZM71 151V150H70ZM257 151V152H256ZM66 153L65 154H67L68 152L67 151H65ZM131 152V151H130ZM45 153V154H46ZM49 153V152H48ZM72 153V152H71ZM204 153V152H203ZM238 153V152H237ZM31 154V153H30ZM51 154H52V152H51ZM50 153L49 154H47L46 156H48L47 157V159L48 158H51L52 157V155H51ZM132 155H133V153H131ZM263 154V153H262ZM39 155H40V157L42 156L40 153L39 154H37V155H35V157H30V158H33V160L31 159L30 160V158H28V163H27V167L25 168V173H27L26 174V177H27V175H28V178H31L30 177V174H31V172L33 171V167L37 164V162L39 161L38 159H40L39 158ZM70 152H69V157H70ZM181 155V154H180ZM193 155H194V153H193ZM30 156V155H29ZM28 156V157H29ZM46 156L45 157H43V158H46ZM107 156V155H106ZM41 157V158H42ZM54 157V156H53ZM52 157V158H53ZM113 157V156H112ZM112 157H110V158H112ZM133 157H134V155H133ZM180 157V156H179ZM179 157H178V159H179ZM241 157V156H240ZM105 158V157H104ZM128 158V157H127ZM180 158H182V157H180ZM257 158H259V157H256V160H257ZM261 159H262V157H260ZM259 158V159H260ZM263 158H264V156H263ZM47 159H44V161L46 162L47 161ZM68 159H70V158H68ZM99 159V160H98ZM130 159V158H129ZM129 159H126V161H128ZM184 159V158H183ZM207 159V160H206ZM38 160V161H37ZM48 160H50V159H48ZM121 160V159H120ZM124 160V159H123ZM122 160V161H123ZM204 160H206L207 162H206V164H204V163H202ZM43 161V162H44ZM83 161V162H82ZM121 161V162H122ZM125 161V160H124ZM177 161V160H176ZM261 161H263V160H261ZM130 162V161H129ZM257 162V161H256ZM22 163V162H21ZM132 163V162H131ZM178 163V162H177ZM259 163H261V162H259ZM46 164V166H47V162L45 163ZM59 164H60V162H59ZM96 164H98L99 166L101 165V163H96ZM204 164V165H203ZM19 165H20V163H19ZM18 165V166H19ZM21 165H23V164H21ZM20 165V166H21ZM38 165V164H37ZM49 165V164H48ZM82 165V166H81ZM221 165V166H222ZM235 165V166H234ZM259 164H257V166H258ZM262 165L264 166V164H263V162H262ZM261 165V166H262ZM59 166H61V167H63L62 165H59ZM222 166V167H223ZM260 166V165H259ZM258 166V168H261V167H259ZM22 167V166H21ZM69 167V166H68ZM71 167V166H70ZM69 167V168H70ZM101 167V166H100ZM174 167V166H173ZM238 167V168H237ZM255 167V166H254ZM254 167H249V166H244L242 169L243 170H245L247 173H249L248 171H252V170H254ZM20 168V167H19ZM69 168H68V170H69ZM76 168H79V169H77V170H79L80 172H82L79 176H78V173H80V172H78L77 173V170H76ZM114 168V167H113ZM229 168V167H228ZM250 168H252V170L250 169ZM257 168V167H256ZM257 168V169H258ZM59 169L61 170V172H62V170H64L65 168H60L59 167ZM250 169V170H249ZM70 170H72L71 168H70ZM69 170V171H70ZM92 170V172H95L94 171V169H91ZM95 170H96V168H95ZM228 170V169H227ZM230 170V169H229ZM260 171H261V169H259ZM259 170H257V171H259ZM52 171V174H53V170H51ZM111 171V170H110ZM244 171V172H245ZM257 171H256V173H257ZM259 171V172H260ZM19 174H20V169H19ZM57 172V171H56ZM58 172H59V170H58ZM66 172H67V170H66ZM72 171H70V173H71ZM127 172V171H126ZM220 172V171H219ZM224 172V171H223ZM253 172H255V171H253ZM50 173V172H49ZM89 173V172H88ZM204 173H206L205 175H204ZM239 173V172H238ZM252 173V172H251ZM261 173V172H260ZM61 174V173H60ZM90 174H91V172H90ZM111 174H112V176L111 177H114L115 175H116V172H115V170H112V172H111ZM219 174V173H218ZM220 174H222V173H220ZM235 174V173H234ZM236 174H237V172H236ZM245 174V173H244ZM250 174V173H249ZM258 174V173H257ZM14 175V174H13ZM64 175H65V177H64ZM223 176H224V174H222ZM256 175V174H255ZM261 175V174H260ZM260 175H259V177H260ZM15 176V175H14ZM80 177V178H78V177ZM180 176H181V173H178L177 174V176H174V180H173V182L175 181V182H178L179 181V179H180ZM257 176V175H256ZM262 176H264L263 174H262ZM261 176V177H262ZM82 177H83V179H82ZM110 177V178H111ZM221 177V176H220ZM246 177V176H245ZM27 178V181H28V184H29V182H31L30 181V179H28ZM65 178V179H64ZM71 178V177H70ZM87 177L85 176V179H86ZM88 178H90V175L88 176ZM109 178V179H110ZM255 178V177H254ZM56 179V178H55ZM263 179V178H262ZM262 179H260L261 181H262ZM256 180H258V179H256ZM26 181V180H25ZM69 181H71V182H69ZM72 181L73 182H75V184H73V187H72V185H70L69 183H71L72 184ZM85 181H87V179L85 180ZM85 181H84V183H85ZM112 181V180H111ZM195 181V180H194ZM203 181V180H202ZM259 181V180H258ZM34 182V183H33ZM33 182H31L29 185H30V187H28L29 189H27V188H23L24 187V185H22L23 187H21V188H23V191L24 190H26L27 189V194L29 195V197L31 196L30 194V192H33L32 194V198H33V196H34V198H35V196H36V198L38 199L43 193H41V191H40V188H38L39 187V185L37 186L36 185V182L35 181H33ZM52 182V181H51ZM169 182V181H168ZM167 182V183H168ZM253 182V181H252ZM260 182V181H259ZM83 182H82V184H84ZM249 183V182H248ZM261 183V182H260ZM52 184H53V182H52ZM55 184L53 185V186H55ZM105 184V183H104ZM103 184V185H104ZM171 184V185H170ZM170 184H167V185H170V186H167V187H170V189L168 188V190H169V194H171L172 193V189H173V183H170ZM197 184V183H196ZM195 184V185H196ZM264 184V183H263ZM28 185V186H29ZM69 185L74 189H72V190H70L69 192H68V189H70V188H68L69 187ZM76 185V186H77ZM107 185V184H106ZM161 185L164 187L165 185H163L162 183H161ZM160 185V186H161ZM201 185L202 184H200V183H198L196 186H195V188L197 187V189H195V192H193V193H195V195L196 194H201L202 193V191H200L201 190ZM212 185V184H211ZM253 185V184H252ZM260 185L261 184H259V187H258V195H254V198L255 199H259V197H261V198H264V189H262L261 187H260ZM53 186H51V187H53ZM58 186V185H57ZM83 186V185H82ZM191 186V185H190ZM79 187V186H78ZM78 187H77V190H78ZM103 187H105V186H103ZM102 187V188H103ZM155 187V186H154ZM154 187H152V189H154V190H156V189H159V188H154ZM192 187H194V186H192ZM21 188H18V190L19 189H21ZM57 188V187H56ZM106 188V187H105ZM105 188H104V190H105ZM107 188H108V186H107ZM106 188V189H107ZM164 188H166V187H164ZM163 188V189H164ZM256 188V187H255ZM162 189V188H161ZM194 189V188H193ZM203 189V188H202ZM41 190H42V188H41ZM48 190H49V188H48ZM51 190H52V188H51ZM103 190V191H104ZM243 190V189H242ZM22 191V193L21 194H23V196H28L27 194H26V192H23ZM106 191V190H105ZM157 191V190H156ZM192 191V190H191ZM190 191V192H191ZM255 192H256V190H254ZM44 192V191H43ZM67 192H68V194H67ZM167 192V191H166ZM198 192H201V193H198ZM207 192H209V191H207ZM16 193H18V192H16L15 191V194ZM24 193L26 194V195H24ZM44 193H46V192H44ZM48 193V192H47ZM46 193V194H47ZM51 193V194H52ZM227 193V192H226ZM254 193V192H253ZM36 194V195H35ZM48 194H50V193H48ZM47 194V195H48ZM52 194V195H53ZM58 194H59V192H58ZM75 194V193H74ZM74 194H72V195H74ZM202 194H204V193H202ZM255 194H257V193H255ZM19 195V194H18ZM44 195V194H43ZM42 195V196H43ZM51 195V196H52ZM76 195V194H75ZM207 195V194H206ZM228 195V194H227ZM227 195H225V196H227ZM251 195V194H250ZM22 196V195H21ZM21 196H19V197H21ZM49 196V195H48ZM69 197H70V195H68ZM189 196V195H188ZM193 196V195H192ZM237 198V202L238 203H241V205H240V208L241 209H247V210H252V212H255V211H257V210H260V207L259 208H255L256 206H255V203L254 204H249L248 205V199L247 198H249L248 197V195L247 194H245V193H243L242 194V198L240 197V195L239 194H233V195H228V197H227V200L229 201V202H231V201H233V199L235 198V197ZM252 196V195H251ZM17 197V196H16ZM46 197V196H45ZM61 197V198H60ZM74 197V196H73ZM190 197V196H189ZM188 197V199H190ZM194 197V196H193ZM192 197V198H193ZM234 197V198H233ZM26 198V197H25ZM33 198V199H34ZM60 198V199H59ZM68 198V197H67ZM198 198V197H197ZM21 199H24V197H22ZM69 199V198H68ZM199 200L200 199H202L201 197L200 198H198ZM191 200V199H190ZM194 200L196 201V198L194 197ZM199 200H198V202H199ZM262 200V199H261ZM21 201V200H20ZM29 201V200H28ZM34 201V200H33ZM66 201H67V203H66ZM70 201V200H69ZM193 202V203H195L196 204V202ZM201 201V200H200ZM206 201V200H205ZM204 201V202H205ZM260 201V200H259ZM24 202V201H23ZM190 202V201H189ZM21 203V202H20ZM25 203H27V202H25ZM72 203V202H71ZM251 203V202H250ZM261 203V202H260ZM263 203V202H262ZM30 203H28V205H29ZM32 204V203H31ZM29 205V206H33L31 209L29 208L28 209V211L30 210H33V208H34V202H33V204L32 205ZM69 204V203H68ZM56 205V204H55ZM96 205H97V203H96ZM197 205V204H196ZM257 205V204H256ZM10 206V205H9ZM14 206V205H13ZM27 206V205H26ZM28 206V207H29ZM66 206V205H65ZM98 206V205H97ZM170 206V205H169ZM198 206V205H197ZM204 206V205H203ZM8 207V206H7ZM57 207H59V206H57ZM56 207V208H57ZM60 207H64V206H60ZM10 208V207H9ZM204 208V207H203ZM262 208V207H261ZM7 209V208H6ZM168 209V208H167ZM206 209V208H205ZM235 209V208H234ZM60 210H61V208H60ZM59 210V212H61ZM50 211V210H49ZM141 211V210H140ZM33 212V211H32ZM35 212H37V211H35ZM58 212V215H56L54 218H56V219H52L51 221L52 222H49V223H47L46 222V220H42L43 222H45V223H43L42 221H41V223H42V227L44 226V225H46V226H44L45 228H48L49 227V225L48 224H53V230L55 229L56 231L57 230H60L61 229V227H59L60 226V224H62V220H60V219H62V217H60V215L59 214H61V213H59ZM144 212V211H143ZM251 212V211H250ZM249 212V213H250ZM258 212V211H257ZM175 213V212H174ZM228 213V212H227ZM44 214V213H43ZM246 214H247V212H246ZM2 216H3V214H1ZM32 215V214H31ZM40 215V214H39ZM54 215V214H53ZM157 215V214H156ZM40 216H42V215H40ZM174 216V215H173ZM251 216H252V213H251ZM255 216V215H254ZM53 217V216H52ZM51 217V218H52ZM58 217V218H57ZM104 217V216H103ZM125 217H128V216H125ZM145 217H147V216H145ZM144 217V218H145ZM168 218V214H167V211L166 210H164L163 212H161L160 214H158L157 215V217L155 218V219H153V221H154V225H155V229H156V233H155V238H154V249L153 250H155L156 251V248H158L157 247V243H159V241H160V238H162L161 237V235H163L164 233H163V231H164V227H165V220H164V218ZM41 218V217H40ZM43 218V217H42ZM109 218V217H108ZM130 218V217H129ZM129 218H126V224H128L127 222V220H129ZM166 218V219H167ZM256 218V217H255ZM264 218V217H263ZM102 219H104V218H102ZM106 219V218H105ZM110 219H111V217H110ZM110 219L108 220L109 221V224L105 221V220H101V221H104V222H106L104 225H106V226H104V227H109V225H110V222H112V221H114V219L112 220V221H110ZM134 219H135V217H134ZM148 219V218H147ZM150 219V218H149ZM149 219H148V221H149ZM258 219V218H257ZM261 219V218H260ZM39 220V219H38ZM124 220V219H123ZM144 220V219H143ZM146 220V219H145ZM264 220V219H263ZM136 221H138V220H136ZM255 221V220H254ZM257 221V220H256ZM262 221V220H261ZM97 222V221H96ZM116 222H118V220L116 221ZM131 222V221H130ZM133 222H134V225H135V221H132V224H133ZM99 223H100V219H99V222H98V225H99ZM103 223V222H102ZM102 223H100V226H101V224ZM119 223V222H118ZM118 223H117V225H118ZM145 223V222H144ZM262 223V222H261ZM34 224V223H33ZM32 224V225H33ZM44 224V225H43ZM95 224H97V223H94V225ZM112 224V223H111ZM121 224V223H120ZM234 224V223H233ZM258 224V223H257ZM39 225V224H38ZM93 225V226H94ZM97 225V226H98ZM112 225H114V223L112 224ZM137 225V224H136ZM139 225V224H138ZM153 225V226H154ZM40 226V225H39ZM38 226V227H39ZM171 226V225H170ZM262 226V225H261ZM33 227V226H32ZM137 227V226H136ZM135 227V228H136ZM50 230H49V228H48V230L50 231V232H52V226L50 225ZM95 228V227H94ZM112 228V227H111ZM125 228H126V226H125ZM129 227L127 226V229H128ZM228 228V227H227ZM226 227H225V230L227 231L228 229H227ZM236 228V227H235ZM261 228V227H260ZM40 229V228H39ZM43 229V231H45V232H43L44 234V237H46L47 235H49V234H46V229H44V228H42ZM42 229H40L39 231L41 232V230ZM64 229V228H63ZM93 229V228H92ZM263 229V233L261 232L260 233V235H261V238L262 239H264L263 237H264V227L262 228ZM95 230V229H94ZM224 230V229H223ZM222 230V231H223ZM224 230V231H225ZM90 231V230H89ZM259 231H262V230H259ZM36 232H37V230H36ZM91 232V231H90ZM121 232V231H120ZM126 232V231H125ZM148 232V231H147ZM232 231H230V232H226L227 233V236L231 233ZM124 233V232H123ZM123 233H119V236L117 237L118 238V241L119 240H121V239H123V240H121V242L123 241V242H126L125 240H128L130 243H131V245H133V246H135V248H136V250H137V255L136 256H138L139 254H140V244L142 243V238H144L143 237V235L142 236H139V237H135V239L134 238H132L131 239V237H128V233H127V235H125V237L123 236ZM153 233V232H152ZM163 233V234H162ZM167 233V232H166ZM165 233V234H166ZM203 233V232H202ZM41 234V233H40ZM111 234V233H110ZM142 234H144V233H142ZM221 234V233H220ZM23 235V234H22ZM38 235V234H37ZM42 235V234H41ZM40 235V236H41ZM43 235L41 236V237H43ZM46 235V236H45ZM51 235H52V233H51ZM92 235V234H91ZM141 235V234H140ZM225 235V234H224ZM258 236H260L259 234H257ZM136 236V235H135ZM165 236V235H164ZM223 236V235H222ZM221 236V237H222ZM227 236H223L222 237V239H218V240H220L219 242H222L223 241V243H222V245L224 246L225 245V243H224V241H226V238H227ZM21 237H23V236H21ZM44 237L42 238L43 240H44ZM47 237H49V236H47ZM46 237V238H47ZM53 237V236H52ZM87 237H88V235H87ZM91 237V239H92V237L93 236H90ZM89 237V238H90ZM151 237V236H150ZM255 237V236H254ZM30 238V237H29ZM37 238H38V236H37ZM45 238V241H43L42 239V242H47V239ZM90 239V240H91ZM145 239V238H144ZM229 239V238H228ZM37 240V239H36ZM49 240V239H48ZM93 240V239H92ZM222 240V241H221ZM23 241L25 242L26 240H24L23 239ZM30 242H31V239L29 240ZM29 241H26V243L27 244H29ZM40 241V240H39ZM38 241V242H39ZM87 241H88V238H87ZM93 241H95V240H93ZM114 241V240H113ZM117 241V242H118ZM228 241V240H227ZM33 242V241H32ZM91 242V241H90ZM109 242V241H108ZM120 242V241H119ZM144 242V241H143ZM145 242H147L146 240H145ZM144 242V243H145ZM36 243H37V241H36ZM41 243V242H40ZM89 243V242H88ZM202 243V242H201ZM248 243V242H247ZM264 243V242H263ZM26 244V245H27ZM48 244V243H47ZM90 244V243H89ZM111 244H113V243H111ZM221 244V243H220ZM239 244V243H238ZM246 244V243H245ZM91 245H93V244H91ZM205 245V244H204ZM41 246V245H40ZM111 246V245H110ZM113 246V245H112ZM123 246V245H122ZM121 246V247H122ZM33 247V246H32ZM42 247V246H41ZM88 247H89V245H88ZM92 247V246H91ZM90 247V248H91ZM124 247V246H123ZM123 247H122V249H123ZM126 247V246H125ZM124 247V248H125ZM143 247V246H142ZM27 248V247H26ZM110 249L108 250V252L107 253H103V254H105V256H103V260L102 261H99V263L98 264H112V260L110 259V257L111 256H114L116 253H115V251L117 250V247H115L116 248V250H114L115 248H111V247H109ZM224 248V247H223ZM25 249V248H24ZM33 249V248H32ZM40 249V248H39ZM108 249V248H107ZM122 249H120V251L122 250ZM159 249V248H158ZM34 250V249H33ZM41 250V249H40ZM64 250H66V249H64ZM124 250V249H123ZM144 250V249H143ZM217 250V249H216ZM228 250V249H227ZM38 251V250H37ZM119 251V250H118ZM126 251V250H125ZM219 251H221V250H219ZM223 251V250H222ZM246 251H248V250H246ZM29 253H28V255L30 254L31 255V253H30V251H28ZM34 252H36L35 250H34ZM70 252V251H69ZM128 252V251H127ZM192 252V251H191ZM218 252V251H217ZM25 253H26V251H25ZM155 253V252H154ZM158 253L159 252H157V255H158ZM248 253V252H247ZM102 254V255H103ZM253 254H254V252H253ZM145 255V254H144ZM143 255V256H144ZM195 255V254H194ZM256 255V254H255ZM36 256V255H35ZM117 256V255H116ZM134 256V255H133ZM136 256H134V257H136ZM186 256H189V254L187 255L186 254ZM191 256V255H190ZM193 256V255H192ZM219 256H220V254H219ZM133 257V258H134ZM139 257V256H138ZM242 257V256H241ZM258 257V256H257ZM256 257V258H257ZM146 258V257H145ZM191 258V257H190ZM194 258V257H193ZM192 258V259H193ZM197 258V257H196ZM253 258V257H252ZM205 259V258H204ZM223 260L222 261H224V263H225V260H224V258H222ZM234 259V258H233ZM236 259V258H235ZM258 259V258H257ZM114 260V259H113ZM122 260V259H121ZM124 260H125V262L124 263H120V264H126V261H127V258H125L124 257ZM194 260V259H193ZM191 261L192 262V264H196L195 262L197 261ZM256 260V259H255ZM262 260V259H261ZM228 261V260H227ZM258 261V260H257ZM122 262V261H121ZM243 262V261H242ZM65 263V262H64ZM114 263V262H113ZM222 263V262H221ZM252 263V262H251ZM69 264V263H68ZM82 264V263H81ZM115 264H117V263H115ZM119 264V263H118ZM239 264H240V262H239ZM253 264V263H252Z\"/></svg>",
	"mask_w": 264,
	"mask_h": 264
}]
</instances>
